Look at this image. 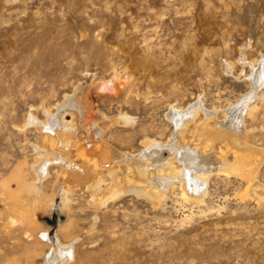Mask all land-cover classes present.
<instances>
[{
    "label": "rangeland",
    "instance_id": "rangeland-1",
    "mask_svg": "<svg viewBox=\"0 0 264 264\" xmlns=\"http://www.w3.org/2000/svg\"><path fill=\"white\" fill-rule=\"evenodd\" d=\"M49 257L264 264V0H0V264Z\"/></svg>",
    "mask_w": 264,
    "mask_h": 264
},
{
    "label": "bare ground",
    "instance_id": "bare-ground-1",
    "mask_svg": "<svg viewBox=\"0 0 264 264\" xmlns=\"http://www.w3.org/2000/svg\"><path fill=\"white\" fill-rule=\"evenodd\" d=\"M239 106V105H238ZM63 108V107H62ZM241 108V107H240ZM242 109V108H241ZM58 112V111H57ZM178 112V111H177ZM194 113V111L192 112V114ZM240 112H238L239 114ZM58 114V113H57ZM174 115V114H173ZM180 115V114H179ZM186 116V114H184ZM53 116V115H52ZM196 116V114H195ZM239 116V115H238ZM193 117V115H192ZM181 119V118H180ZM187 119V118H186ZM185 119V120H186ZM191 119V118H190ZM174 120V119H173ZM189 121V120H188ZM122 124H129L130 123V118L126 115L122 116V119L120 121ZM185 122V121H184ZM177 123V122H176ZM183 125V121L182 119L181 120H178V124L176 125L177 127H180ZM230 127V126H229ZM43 131L44 133H46L45 135L46 136H49L50 133H54V135H56L57 139L60 141L59 144L60 146H64L66 147L65 145H69V143L71 142V133L73 131V127H69L68 125L66 126L65 124L62 125L60 123V121L58 119H49L48 120V123L46 125H43ZM95 132V131H94ZM48 134V135H47ZM233 137V136H232ZM238 138V137H237ZM236 139V137H235ZM233 140V138H232ZM236 141V140H235ZM176 143V140L175 142ZM172 144V143H171ZM237 145V144H235ZM245 146V145H244ZM172 147V146H171ZM170 147V148H171ZM177 148V146H175ZM61 148V147H60ZM63 149V148H62ZM65 150V149H64ZM37 153L39 156H44L45 154L46 155H51L48 151L46 150H43V149H40L38 148L37 149ZM62 153V152H61ZM186 154L184 155V158L185 160L187 161V164L188 166L190 165H193V158H192V155H190V153L188 152H185ZM117 156H120L119 154H117ZM53 157H55V159L57 160V162H61V163H64L66 166L68 167H71L70 163L68 162V160L66 159L65 157V154H61L60 156L58 155H53ZM183 157V156H182ZM107 158V157H106ZM122 160V159H120ZM239 160V159H237ZM235 160L234 163L232 164H228L227 163V160L226 158H222L221 161H222V164H223V169L222 171L224 172H228V173H233V174H244L243 171H245L246 169L249 170L250 167L248 168V166H244L241 162ZM128 161H129V158H128ZM144 161V160H143ZM142 160H140V163L141 165H137V164H134L135 166V173H136V176L141 179L142 181H145L143 180L144 178H147L149 176V167L147 165L144 164ZM47 162V161H46ZM45 162V163H46ZM49 162V161H48ZM185 163V162H184ZM170 165V163L168 164ZM43 167V166H42ZM45 168V167H44ZM38 170L42 172L41 168L38 167ZM171 170V169H170ZM183 170V169H182ZM40 172V173H41ZM190 172L191 170L188 169L187 167L184 168L183 172H178V173H174V172H171L170 171V177L172 180H177V181H180L182 183V185L186 188H188V190H190V192L192 193H196V194H201L200 192L204 189V184H205V177L200 175L199 177V181H195L191 178V175H190ZM254 172V171H253ZM252 172V173H253ZM44 174H47V173H44ZM150 178V177H149ZM138 179V180H139ZM151 180V179H150ZM141 181V182H142ZM249 186H252V195L255 196V197H258L259 199H263V197H261V195L259 196L258 194H256V192L260 189L261 186H259V184L255 183V182H252V180L249 181ZM151 185V184H150ZM249 186H248V190H249ZM110 193L107 195V197L103 200L102 204H105V202H107L108 200H114L116 198H118L123 192H121L120 190L116 189V188H110ZM186 191V190H185ZM250 191H251V188H250ZM187 192V191H186ZM249 193V192H248ZM188 194V193H187ZM64 198H65V194L63 195ZM201 196V195H200ZM197 198V197H196ZM198 200L200 199L197 198ZM201 200V199H200ZM64 203H66V199L64 201ZM61 247H64V245H61ZM64 251L61 252V256L62 258H64V262L66 263H72V261L74 260V257H73V248L70 247H64ZM67 249V250H66ZM52 252V251H51ZM59 252V251H58ZM54 254V253H53ZM52 254V255H53ZM47 264H53V261H52V258L49 257L48 258V262Z\"/></svg>",
    "mask_w": 264,
    "mask_h": 264
}]
</instances>
